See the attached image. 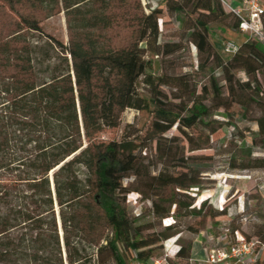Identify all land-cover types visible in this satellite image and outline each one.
<instances>
[{
    "label": "trees",
    "instance_id": "16d2710c",
    "mask_svg": "<svg viewBox=\"0 0 264 264\" xmlns=\"http://www.w3.org/2000/svg\"><path fill=\"white\" fill-rule=\"evenodd\" d=\"M3 1L12 9L29 5L45 18L64 12L68 41L46 32L35 13L22 15L0 40V264H88L93 258L129 264V251L149 263L156 246L181 233L178 214L197 211L190 190L202 186L209 157L195 152L210 147L211 136L228 122L215 112L237 105L248 114L258 106L264 141V45L245 37L227 61L215 51L212 22L239 30V17L221 0ZM119 1L136 38L114 47L107 34L118 24ZM167 17L187 25L188 41L206 55L197 67L212 70L205 83L191 72H151L149 52L173 58L181 47L162 41ZM225 65L222 84L216 70ZM127 110L153 113L147 137L153 154L143 155L146 138L130 127L119 141L98 139L119 126ZM200 125L204 137L190 132ZM173 128L177 133L166 137ZM243 160L249 162L244 169L250 163L264 168V157L249 153ZM168 185L179 189L184 205L163 195ZM131 191L148 193L152 220L129 212ZM173 206L176 218L163 227ZM261 238L264 244V232ZM185 252L180 246L178 257Z\"/></svg>",
    "mask_w": 264,
    "mask_h": 264
},
{
    "label": "rangeland",
    "instance_id": "374dc122",
    "mask_svg": "<svg viewBox=\"0 0 264 264\" xmlns=\"http://www.w3.org/2000/svg\"><path fill=\"white\" fill-rule=\"evenodd\" d=\"M153 1L161 2V0ZM125 4L121 1L116 3V21L118 24L110 29L107 34L114 47L126 46L136 38L135 27L130 25L128 21V8ZM26 14H34L46 32L65 42L68 41L64 12L45 18L42 14L32 10L29 5L20 4L16 6V9H12L3 0H0V40L12 33L15 24L20 22L22 15ZM186 28L187 25H181L176 19L167 17L166 22L162 24V41L180 42V50L173 58L158 57L150 52L147 57L154 61L151 70L154 74L159 75L167 70L176 73L191 72L201 85L209 79L212 70L197 68L199 62L205 60L206 55L200 54L197 47L188 41L185 34ZM209 39L215 51L227 61L231 56L224 52L225 42L233 40L241 44L245 36L239 30L226 27L220 22H212ZM172 59H174L173 64L167 63ZM228 72L229 68L226 65L216 70V77L222 84L225 83L223 78ZM237 77L245 79L246 75L237 73ZM164 91L170 94V87H165ZM145 93L148 91L145 90ZM260 115L261 111L258 106H254L248 114L237 105L228 113L223 110L215 112V117L228 122H225L224 127L211 136L210 147L195 152V154L209 158L203 160L204 167L202 169L205 172L202 186L190 190L195 196L194 207L197 211L189 213L183 209L178 214L176 225L181 229V233L175 236L177 237L176 245L186 249L185 256L177 260L179 263L186 264L189 257L201 258L202 246L214 247L218 242V237L226 234V232L231 235L234 230H238L248 239H262L264 232V168L256 166L255 163H250L253 166L251 168H243V165H249V162L243 160L248 158L249 153H252V158L264 157V141L258 133L259 128L256 123V119ZM121 118L119 126L106 128L100 133L98 139L106 143L114 140L119 141L123 138L127 128L130 127L128 132L137 130L141 137L146 138L145 143L148 148H145L143 155L146 153L148 155L153 154L155 143L152 145L147 138L151 131L153 113L127 110ZM234 125L238 127L236 130L238 132H234ZM190 132L194 133L196 137L207 135L202 125L191 129ZM176 133V128H173L165 136L171 137ZM253 139L256 142L254 144L251 142ZM232 154H235V159L231 158ZM150 161L153 162V160L148 159L145 162L149 165ZM158 168L161 166L159 165ZM155 170L157 172V169ZM178 190L175 185H168L164 188L163 195L176 197L184 205L186 198L176 196ZM147 197L148 193L141 195L136 191H131L127 195V207L132 215L142 213L145 220L149 221L153 219V216L150 214L151 203ZM175 208L173 206L170 216L162 221L163 227L174 222L176 217L173 218L172 215ZM221 209L226 210V213H220ZM87 251L95 252V249L88 248ZM163 253L164 248L159 244L154 248L152 257H158ZM128 254L130 257L129 264L140 261L135 252L129 251ZM263 261L264 251H262L257 264H262ZM90 263L97 264L96 258H93ZM65 264H69V262L65 260Z\"/></svg>",
    "mask_w": 264,
    "mask_h": 264
},
{
    "label": "built area",
    "instance_id": "2783aa9c",
    "mask_svg": "<svg viewBox=\"0 0 264 264\" xmlns=\"http://www.w3.org/2000/svg\"><path fill=\"white\" fill-rule=\"evenodd\" d=\"M223 4L239 17V31L246 38H253L264 45V0H221ZM240 44L228 40L224 44L227 55L235 54ZM171 224V223H169ZM167 224V225H169ZM177 237L164 241V253L152 257L149 263L136 261L132 264H181L177 253L180 246L176 245ZM264 251V244L256 239H247L238 230L218 237L214 247L202 246L203 256L199 259L189 257L186 264H257Z\"/></svg>",
    "mask_w": 264,
    "mask_h": 264
},
{
    "label": "crops",
    "instance_id": "0c3cea01",
    "mask_svg": "<svg viewBox=\"0 0 264 264\" xmlns=\"http://www.w3.org/2000/svg\"><path fill=\"white\" fill-rule=\"evenodd\" d=\"M245 36V35H244ZM200 254H201V257L203 256V254H202V250L200 251ZM179 259H180V257H179Z\"/></svg>",
    "mask_w": 264,
    "mask_h": 264
}]
</instances>
